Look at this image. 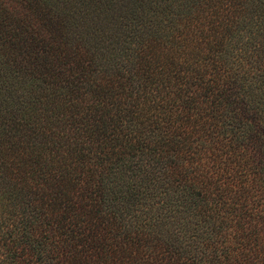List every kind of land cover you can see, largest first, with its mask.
Returning a JSON list of instances; mask_svg holds the SVG:
<instances>
[{"label":"trees","instance_id":"trees-1","mask_svg":"<svg viewBox=\"0 0 264 264\" xmlns=\"http://www.w3.org/2000/svg\"><path fill=\"white\" fill-rule=\"evenodd\" d=\"M0 264H264V0H0Z\"/></svg>","mask_w":264,"mask_h":264}]
</instances>
